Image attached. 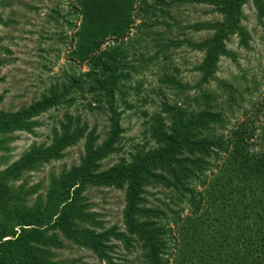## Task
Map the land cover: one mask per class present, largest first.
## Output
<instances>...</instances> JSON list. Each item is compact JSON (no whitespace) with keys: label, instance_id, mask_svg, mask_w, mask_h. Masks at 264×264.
I'll return each instance as SVG.
<instances>
[{"label":"trees","instance_id":"16d2710c","mask_svg":"<svg viewBox=\"0 0 264 264\" xmlns=\"http://www.w3.org/2000/svg\"><path fill=\"white\" fill-rule=\"evenodd\" d=\"M247 3L260 24L264 0H170L168 4L154 0L167 8L206 5L219 15L218 20L183 27L208 33L199 40H173L156 32L155 38L151 36L159 49L149 60L181 46L202 54L193 67L198 73L197 92L180 104L162 99L158 111L149 116L151 146L135 149L127 160L102 170L100 162L118 149L122 132L118 103L127 104L128 70L136 73L127 62L129 53H136L130 50L136 38L129 37L130 30L142 29L148 37L154 27L169 28L177 22H166L173 19L168 10L148 0L73 1L78 24L68 40V57L87 70L65 71L28 105L0 111V138L13 132L31 133L39 115L59 106L69 108L85 90L93 107L107 114L105 137L97 143L94 128L88 129L78 116L65 113L58 130L52 129L48 144H32L0 171V264H55L53 252L62 249L64 241L88 249L106 264H115L109 255L114 247L111 242L126 250L138 244L143 264H264V149L253 147L264 101L253 111V119L244 118L227 128L226 112L220 109L217 96L205 88L214 81L221 58L235 60V53L227 48L232 39L238 48H248L250 36L242 12ZM156 11L160 22L148 19L134 25L148 13L155 17ZM106 41L110 44L99 50ZM159 82L175 93L184 94L187 89L174 76L165 75ZM219 86L233 100L232 86L224 82ZM80 140L79 162L49 174L43 194L39 183L27 186L21 181L42 164L61 159L62 152ZM5 141L0 139V150H6ZM149 186H160L172 194L177 210L167 208L168 218L147 206L145 189ZM87 187L123 191L122 229L102 226L83 196ZM183 207L186 213L181 217ZM168 254L170 263L163 258Z\"/></svg>","mask_w":264,"mask_h":264},{"label":"rangeland","instance_id":"374dc122","mask_svg":"<svg viewBox=\"0 0 264 264\" xmlns=\"http://www.w3.org/2000/svg\"><path fill=\"white\" fill-rule=\"evenodd\" d=\"M74 0H0V111H15L23 105H28L45 91L47 86L60 80L63 72L76 69L84 72L87 67L77 65L69 59V37L78 18L73 9ZM170 0H165L168 4ZM154 4V0H148ZM156 8L167 9L172 20L165 19L169 24L177 22V26L167 28L164 25L154 27L150 35L143 34L144 30L133 27L129 37L135 36L132 47L135 56L129 57L127 62L136 68V73H131L128 87L127 104L118 103L120 112L119 124L121 134L117 143V151L100 162L104 170L119 160H127L135 150L145 145L151 146L148 138L147 127L149 116L158 111L162 99L179 104L186 98L196 94L195 84L198 73L193 71L202 58L198 51L184 46L170 48L162 56L149 60L159 49L156 42L152 41L153 32L160 33L164 38L179 40L183 37L199 40L207 32H191L183 27L194 22H211L219 19V15L206 5L180 4L167 8L158 4ZM244 15L243 26L249 33L250 41L247 49L238 48L236 40L232 39L227 48L235 53V60L221 58L217 64L214 81L205 87L217 96L220 109L226 112L229 124L227 128L244 119H253V111L264 101V18L259 24L256 21L254 10L250 3L242 7ZM150 13L137 19L134 25L142 20H158L159 12L155 17ZM156 36H152L155 38ZM66 38V39H65ZM140 39V42H136ZM110 42L106 41L99 50H103ZM126 70V71H127ZM165 75L174 76L175 80L185 85L183 93H175L168 86L159 82ZM219 82L231 85L235 92L233 100H229L225 88ZM139 86L135 90V86ZM204 89V86H203ZM187 94V95H186ZM192 107L190 103H185ZM88 105V107H87ZM230 105V108L227 106ZM91 95L84 91L77 97L76 103L69 108L59 106L49 109L39 115L35 120L38 126L31 133L13 132L1 136L6 150H0V171L15 162L23 152L32 144H48L51 139L52 129L58 130L62 116L68 113L78 116L88 129L94 128L98 141L105 137L107 128V114L93 107ZM232 112L231 114L229 112ZM259 130L254 137V149H264V115H260L257 122ZM83 141L66 148L62 158L42 164L36 171L23 175L21 181H26L27 186L40 184V193L43 194L49 174H57L61 170L76 165L83 153ZM19 182H15L18 184ZM83 196L90 204L92 212L97 214L98 220L106 229L116 226L122 229L121 210L123 207V191L112 188L87 187ZM147 206L163 211L167 218L170 216L167 208L177 210L174 199L169 190L160 186H149L145 189ZM182 208V206L180 205ZM184 208V207H183ZM186 208L180 213L182 217ZM169 226V223L167 224ZM113 248L110 258L115 264H143L141 250L138 244H133L131 249H124L118 242H111ZM55 264H106L98 260L88 249L64 241V247L54 250ZM163 258L171 262L170 254Z\"/></svg>","mask_w":264,"mask_h":264}]
</instances>
